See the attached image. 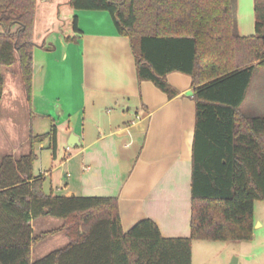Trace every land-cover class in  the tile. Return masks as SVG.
Here are the masks:
<instances>
[{"label":"trees","instance_id":"16d2710c","mask_svg":"<svg viewBox=\"0 0 264 264\" xmlns=\"http://www.w3.org/2000/svg\"><path fill=\"white\" fill-rule=\"evenodd\" d=\"M106 10L129 37L140 82L169 98L172 71L192 78L196 102L191 234L165 237L152 218L128 231L116 196H65L34 174L37 146L57 150V125L29 136L30 151L0 159V264H193L194 240L250 241L254 208L264 201V0H255L256 33L238 31L237 0H70ZM37 0H0V112L6 71L19 63L27 102L33 94ZM73 29L81 33L78 17ZM72 40L76 37H68ZM255 89V90H254ZM256 102V103H255ZM59 227L35 233L32 220ZM65 232L69 242L33 259V247Z\"/></svg>","mask_w":264,"mask_h":264},{"label":"crops","instance_id":"0c3cea01","mask_svg":"<svg viewBox=\"0 0 264 264\" xmlns=\"http://www.w3.org/2000/svg\"><path fill=\"white\" fill-rule=\"evenodd\" d=\"M237 4L239 33L254 35L255 0ZM75 16L79 34L73 29ZM34 42L31 104L37 116H49L58 129L55 154L47 142L37 146L51 151V165L40 170L50 192L116 196L125 231L152 218L163 236L188 237L196 126L191 76L167 74L180 91L173 98L152 81L140 82L130 39L119 34L111 14L77 10L70 0H37ZM8 79L3 101L7 93L12 100L20 97L19 80L12 91ZM73 134L76 145L69 143ZM254 219L250 241L194 240L193 264H264V231H259L264 201L255 203ZM46 222L48 216H42L31 224L36 231V224Z\"/></svg>","mask_w":264,"mask_h":264},{"label":"rangeland","instance_id":"374dc122","mask_svg":"<svg viewBox=\"0 0 264 264\" xmlns=\"http://www.w3.org/2000/svg\"><path fill=\"white\" fill-rule=\"evenodd\" d=\"M7 75L9 78L8 88L17 91L19 80L21 89L18 92L20 97L13 99L15 101L12 100L10 93L5 95L3 101V107L0 112V159L5 154H13L18 158L21 154L28 153L30 151L29 134H31V130H33L34 134H43L50 130L52 123L49 116H37L34 105H29L26 100L23 101L25 91L19 63H16L11 70L6 71ZM37 152L39 157L35 161L34 174L40 175L41 168L51 165V163L49 164L51 151L48 148H38ZM48 183L49 180L47 179L45 181V190L50 192ZM48 219L50 222L36 224L37 230L35 233L41 232L44 228H46L45 230L55 228L61 223L60 219L52 216H48ZM259 231H264V228ZM64 237H66L65 234L59 232L42 240L34 246L33 257L39 258L53 249L64 246V243H62V240L65 239Z\"/></svg>","mask_w":264,"mask_h":264},{"label":"water","instance_id":"95a60500","mask_svg":"<svg viewBox=\"0 0 264 264\" xmlns=\"http://www.w3.org/2000/svg\"><path fill=\"white\" fill-rule=\"evenodd\" d=\"M74 137H76L74 134L73 135H71V140H70V144H72V145H76V142L73 140L74 139ZM236 261V258H234L233 259V262H235ZM235 264V263H234Z\"/></svg>","mask_w":264,"mask_h":264},{"label":"built area","instance_id":"2783aa9c","mask_svg":"<svg viewBox=\"0 0 264 264\" xmlns=\"http://www.w3.org/2000/svg\"><path fill=\"white\" fill-rule=\"evenodd\" d=\"M70 148H71L70 146L67 147V149H70Z\"/></svg>","mask_w":264,"mask_h":264}]
</instances>
